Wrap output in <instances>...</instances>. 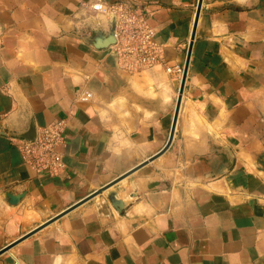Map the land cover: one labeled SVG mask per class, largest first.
<instances>
[{
	"label": "crops",
	"instance_id": "1",
	"mask_svg": "<svg viewBox=\"0 0 264 264\" xmlns=\"http://www.w3.org/2000/svg\"><path fill=\"white\" fill-rule=\"evenodd\" d=\"M91 1L0 0V264H264V0H203L194 39L198 0H133L167 64L193 42L162 153L182 74L123 68ZM57 119L35 171L17 135Z\"/></svg>",
	"mask_w": 264,
	"mask_h": 264
},
{
	"label": "built area",
	"instance_id": "2",
	"mask_svg": "<svg viewBox=\"0 0 264 264\" xmlns=\"http://www.w3.org/2000/svg\"><path fill=\"white\" fill-rule=\"evenodd\" d=\"M90 7L98 12L115 17V43L111 48L118 56L119 64L130 72H138L158 65L165 66L170 73L181 75L184 65H169L165 61L164 46L159 43L156 31L147 20L140 5L133 0H121L112 3L104 0H92ZM83 100L92 97L90 91L81 96ZM66 122L57 119L43 126L34 139L19 138L18 144L24 162L35 171H48L57 174L64 167L61 145L64 141Z\"/></svg>",
	"mask_w": 264,
	"mask_h": 264
},
{
	"label": "water",
	"instance_id": "3",
	"mask_svg": "<svg viewBox=\"0 0 264 264\" xmlns=\"http://www.w3.org/2000/svg\"><path fill=\"white\" fill-rule=\"evenodd\" d=\"M202 1L203 0H198L197 10H196V16H195V21H194V26H193V30H192L191 39H194V37H195V32H196V27H197V21H198V18H199V13H200ZM111 20H112V28H111V31H110L109 34L105 35L102 32H98L96 34V41L99 42L98 43V46L101 47V48H105V47L111 46L116 41L115 35H114L115 17L112 16ZM192 46H193V42L191 41L190 44H189L188 50H187V55H186V59H185V63H184V68H183V73H182V81H181V86H180V90H179V95H178V99H177V104H176V109H175V114H174V120H173V124H172V127H171L170 135H169V138H168V141H167L166 145L164 146V148L159 153L164 152L169 147V145H170V143H171V141L173 139V136H174L175 125H176L177 116H178L179 109H180V104H181V99H182V93H183V90H184L185 80H186L187 71H188V67H189V62H190V57H191V52H192ZM17 136L20 137V138H25V139L32 140L36 136V129H35L34 126L31 125L30 129L27 132L22 133V134H18ZM105 188H102V190H104ZM99 192H100V190L94 192L93 194H90L89 196H87L84 199H82L80 202L72 205L70 208H68L65 211L61 212L60 214L54 216L53 218H51L50 220H48L47 222H45L44 224H42L41 226H39L38 228H36L35 230H32L31 232L25 234L23 237H26V236L30 235L31 233L35 232L37 229H39L43 225H46L49 222L57 219L58 217H60L64 213H66L69 210H71L76 205H78V204H80V203H82V202L90 199L91 197L95 196ZM18 198H19V196L9 195V200L12 203H15L18 200ZM108 198L112 202L113 206L116 209H118V210H121L122 209V207H123V201L116 199L113 193H110L109 196H108ZM11 245H12V243L11 244H8L4 248H2L0 250V253H2L3 251H5Z\"/></svg>",
	"mask_w": 264,
	"mask_h": 264
}]
</instances>
